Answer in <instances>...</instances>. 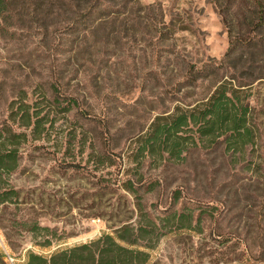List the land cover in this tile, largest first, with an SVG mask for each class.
<instances>
[{"label":"trees","instance_id":"trees-1","mask_svg":"<svg viewBox=\"0 0 264 264\" xmlns=\"http://www.w3.org/2000/svg\"><path fill=\"white\" fill-rule=\"evenodd\" d=\"M210 2L227 43L219 58L196 64L167 43L174 30L159 2L0 0V101L5 111L0 117V205L18 197L7 175L17 166L19 145L28 137L46 139L56 113L80 111L87 116L92 104L79 94L86 85L96 89L88 97L106 100L102 98L106 93L98 94L95 75L101 68L108 69L118 50L143 52L144 67L137 75L139 93L133 102L116 99L122 106L147 104L144 123L137 128L121 126L124 133L118 134L112 128L105 130L118 150V163L124 158L127 162L118 167L107 188L130 196L134 218L93 238L60 245L52 243L55 231L49 226L21 220L32 236L39 235L35 243L44 251L23 248L9 263L0 247V264H147L149 250L160 236L200 233L205 220L211 223L209 231L223 236L218 241L233 239L243 245L247 258L264 262V0ZM146 47L151 60L145 63ZM161 59L164 66L173 65L174 73L164 75L156 68ZM81 74L91 76L89 82L79 78ZM97 114L107 117L105 111ZM95 117L93 127L101 120ZM77 133H85L81 123L67 130L72 138ZM201 151H218L222 157L205 183L209 189L191 190L186 178L182 184H170L171 178L164 182L168 201L163 208L147 209L140 192L154 190L161 178L158 174L145 177L143 163L180 171L178 166L188 155ZM68 166L82 165L70 162ZM221 172L226 176L217 179ZM205 174L201 168L192 179L201 181L200 175L206 178ZM242 181L254 187L245 193L254 210L245 222L246 237L217 226L222 214L234 207L225 206L220 195L236 192Z\"/></svg>","mask_w":264,"mask_h":264},{"label":"rangeland","instance_id":"rangeland-1","mask_svg":"<svg viewBox=\"0 0 264 264\" xmlns=\"http://www.w3.org/2000/svg\"><path fill=\"white\" fill-rule=\"evenodd\" d=\"M140 1L159 2L165 21L174 30L172 39L167 43H173L179 55L196 64L208 58L220 57L226 47V34L210 0ZM145 49L146 63L147 60L150 62L151 56L147 47ZM111 58L108 69L101 68L95 75L100 85L98 94L106 93L102 97L106 100L102 101L98 95L96 100L88 97L87 93H93L96 89L86 85L84 90H79V94L86 95L85 100L92 104L86 109L87 116H81L80 111L76 115H71V112L66 115L56 113L55 122L46 139L28 137L19 145L17 166L7 175L9 184L18 190V197L15 202L0 205V247L9 263L14 262L13 256L23 248L32 247L44 251V247L35 243L39 235L36 233L32 236L31 231L26 229L27 225L22 227L21 220L28 224L36 220L41 225L49 226L55 231L52 243L55 245L60 242L56 244L60 245L93 238L102 230H110L119 222L134 218L130 196L123 190L107 188L118 167L122 164L127 166V162L124 158L123 162L118 163L115 156L118 150L114 148V140L105 130L108 127L115 134L124 133L121 126L133 130L144 123L146 103L122 106L117 100L119 98L131 103L138 96L137 75L144 67V54L134 49L118 50ZM163 64L164 59H161L156 65L160 72L164 75L174 73L172 64ZM78 77L86 82L91 79L87 74ZM146 93L149 91L146 90ZM2 104L0 101V117L5 112ZM99 111H105L107 117L102 118L97 114ZM95 115L93 119L101 120L93 127L92 117ZM79 123L84 126L85 133H77L74 138L69 134L67 136L70 126ZM101 157L104 158L103 163L99 161ZM109 159L114 160L111 165L107 164ZM70 162H78L82 166L71 168L68 166ZM202 162L207 165L202 166ZM221 162L222 157L218 151L191 153L178 166L180 171L167 166H148L145 161L142 165L144 176L158 174L161 184L150 192H140L143 204L152 212L162 209L168 201L164 182L171 178L174 180L170 184H182L186 178V186L191 190L209 189L205 183L211 178V170ZM201 168L206 170V178L200 175L201 181L193 180V173ZM101 174L105 179H101ZM225 176L221 172L217 179ZM252 184L242 181L236 192L220 195L225 206L234 205L230 211L222 214L218 222L217 226L224 229V232L231 231L241 237L248 235L245 222L251 219L254 210L252 200L245 197L253 191ZM210 224L205 220L200 233L168 232L160 236L149 250L147 264H264L263 261L247 258L241 243L233 239L218 241L223 236L209 231ZM247 240L251 247L249 238Z\"/></svg>","mask_w":264,"mask_h":264},{"label":"built area","instance_id":"built-area-1","mask_svg":"<svg viewBox=\"0 0 264 264\" xmlns=\"http://www.w3.org/2000/svg\"><path fill=\"white\" fill-rule=\"evenodd\" d=\"M9 260H11V257H8Z\"/></svg>","mask_w":264,"mask_h":264}]
</instances>
